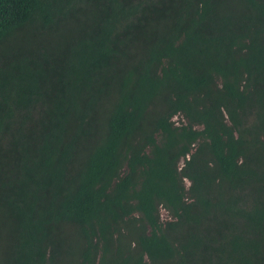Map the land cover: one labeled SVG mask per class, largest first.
Returning a JSON list of instances; mask_svg holds the SVG:
<instances>
[{
	"label": "trees",
	"instance_id": "trees-1",
	"mask_svg": "<svg viewBox=\"0 0 264 264\" xmlns=\"http://www.w3.org/2000/svg\"><path fill=\"white\" fill-rule=\"evenodd\" d=\"M0 264H264V0H0Z\"/></svg>",
	"mask_w": 264,
	"mask_h": 264
},
{
	"label": "rangeland",
	"instance_id": "rangeland-1",
	"mask_svg": "<svg viewBox=\"0 0 264 264\" xmlns=\"http://www.w3.org/2000/svg\"><path fill=\"white\" fill-rule=\"evenodd\" d=\"M179 120H180L179 118L176 119V121H178V122H179ZM161 215H162L163 220H169V215L166 211L162 210Z\"/></svg>",
	"mask_w": 264,
	"mask_h": 264
}]
</instances>
